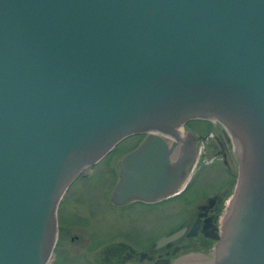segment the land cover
<instances>
[{"label":"water","instance_id":"water-1","mask_svg":"<svg viewBox=\"0 0 264 264\" xmlns=\"http://www.w3.org/2000/svg\"><path fill=\"white\" fill-rule=\"evenodd\" d=\"M199 119L238 176L214 247L175 264H264V0H0V264H49L61 196L129 136L113 205L173 192Z\"/></svg>","mask_w":264,"mask_h":264},{"label":"flooded vegetation","instance_id":"flooded-vegetation-1","mask_svg":"<svg viewBox=\"0 0 264 264\" xmlns=\"http://www.w3.org/2000/svg\"><path fill=\"white\" fill-rule=\"evenodd\" d=\"M176 132L172 160L184 140L181 136L187 132L197 137L193 156L175 190L156 200H133L117 205L110 200V191L118 179L119 160L132 149L121 154L116 167H112L111 160H115L118 152L115 147L126 139L139 137L137 145L145 134L121 140L112 152L106 153V157L78 174L57 205L56 238L49 264H175L192 248L214 247L221 232L223 203L233 196L238 176L233 143L223 126L213 120L185 122ZM171 138L165 137L169 145ZM207 155L209 161H203L204 165L202 159ZM231 155L236 161V169ZM215 161L221 166L214 164L213 168L204 169ZM99 163L113 177L108 192H105L107 187L104 188L100 200L94 195L97 187L93 193L79 190L76 204L70 203L72 209L61 218L60 210L67 203L71 187L78 179L88 181L93 178L95 171L92 169ZM213 175H221V179L209 185ZM106 215L118 220L111 222L108 218L109 222H104ZM154 217L156 226L152 234H148L144 226ZM104 224L108 225V232L101 233L99 229Z\"/></svg>","mask_w":264,"mask_h":264},{"label":"rangeland","instance_id":"rangeland-1","mask_svg":"<svg viewBox=\"0 0 264 264\" xmlns=\"http://www.w3.org/2000/svg\"><path fill=\"white\" fill-rule=\"evenodd\" d=\"M139 140V137H134V138H129V139H126L125 141L121 142L119 145H117L115 147L114 150H117L118 152L116 153L114 159L115 160H111V165L112 167H116L117 165V160L118 158L121 156V154H123L124 152H126L127 150H130L131 148L133 149L134 146L136 145V143L138 142ZM231 158L233 159L234 161V168L236 169V161L234 159V156L231 155ZM205 161H209V156L207 155L204 159H202V162ZM205 162L204 165H205ZM105 163V162H104ZM216 163V161L210 165L209 167H205L204 169L207 170L209 169L210 167L213 168V165ZM219 164V165H218ZM218 164H215V166L217 165L218 167H220V163L218 162ZM93 171H95V175L93 178H91L90 180L88 181H85L84 179H78L74 185L71 187V192L69 193V197L67 198L66 200V204H64L60 210V214H61V218H62V215L65 216V214H68V211L70 209H72L73 205H71L70 203L74 204L76 202V192H79V190H83L85 192H89L91 191V193L94 192V190L96 189V194L95 197L99 198L100 200L103 199V194L105 192H108V188L110 187L112 181H113V177H111V175L109 174V172H105L104 171V165L102 163H99L97 166H95L93 169ZM221 179V175L218 177V175H213L211 176V181H209V185L210 183L212 182H218L219 180ZM88 187V188H86ZM107 187V188H106ZM104 188L105 189V192H104ZM104 192V193H103ZM87 195V193H85ZM87 198V196H86ZM76 204V203H75ZM75 207V206H74ZM67 212V213H66ZM107 217H105L104 222H109L108 218L111 220V222H115L117 221L118 219H116L114 216H110V215H106ZM156 217H154L153 219H149V221L145 224V229L147 231L148 234H152V229L155 228L156 226ZM107 226L106 224L102 225L100 227V232L101 233H106L108 232L107 230ZM166 227V226H165ZM69 243V242H68ZM51 261V259L49 260V262Z\"/></svg>","mask_w":264,"mask_h":264},{"label":"bare ground","instance_id":"bare-ground-1","mask_svg":"<svg viewBox=\"0 0 264 264\" xmlns=\"http://www.w3.org/2000/svg\"><path fill=\"white\" fill-rule=\"evenodd\" d=\"M179 130H180V128H179ZM180 133V132H179ZM72 184V183H71ZM68 192V191H67Z\"/></svg>","mask_w":264,"mask_h":264}]
</instances>
